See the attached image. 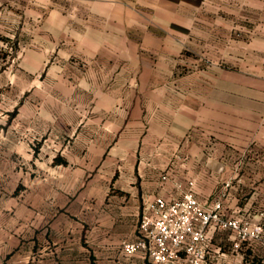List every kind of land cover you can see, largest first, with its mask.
Here are the masks:
<instances>
[{"label":"crops","instance_id":"1","mask_svg":"<svg viewBox=\"0 0 264 264\" xmlns=\"http://www.w3.org/2000/svg\"><path fill=\"white\" fill-rule=\"evenodd\" d=\"M0 10L31 30V72L55 94L40 118V173L27 148L23 168L0 163V264H149L121 242L136 238L150 199L180 196L174 183L264 225V0H0ZM209 42L231 70L191 66L186 52ZM204 248L218 264H264L263 241L235 248L228 231L209 232Z\"/></svg>","mask_w":264,"mask_h":264},{"label":"rangeland","instance_id":"2","mask_svg":"<svg viewBox=\"0 0 264 264\" xmlns=\"http://www.w3.org/2000/svg\"><path fill=\"white\" fill-rule=\"evenodd\" d=\"M208 16L215 20L214 13H208ZM207 31L209 40L215 39L216 27H208ZM30 32L21 19L13 21L7 11L0 10V163L4 164L6 171H10L14 164L23 168V163L28 160L18 148H27L34 175L40 173L38 163L48 157L40 151L43 145L40 134L43 104L48 95L55 98V94L47 90L41 69L31 72L33 53L29 50L38 51L40 48L39 44L30 41ZM224 39L227 41V37ZM231 46L232 42H225L224 51L230 52ZM215 50V43L209 42L205 51L192 47L185 55L190 56L192 67L212 69L217 66L231 70L230 57L216 60Z\"/></svg>","mask_w":264,"mask_h":264},{"label":"built area","instance_id":"3","mask_svg":"<svg viewBox=\"0 0 264 264\" xmlns=\"http://www.w3.org/2000/svg\"><path fill=\"white\" fill-rule=\"evenodd\" d=\"M160 179L170 180L167 174ZM174 185L179 197L154 196L145 204L136 238L121 242L125 255L141 253L149 264H218L204 248L211 231H228L235 248L245 242H264L260 221L226 216L220 199L203 205L193 193L192 182L185 189Z\"/></svg>","mask_w":264,"mask_h":264}]
</instances>
